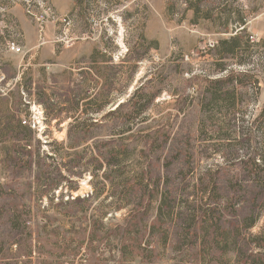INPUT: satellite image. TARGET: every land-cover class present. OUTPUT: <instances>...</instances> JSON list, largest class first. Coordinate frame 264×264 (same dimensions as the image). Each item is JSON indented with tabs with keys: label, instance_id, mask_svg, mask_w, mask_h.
<instances>
[{
	"label": "rangeland",
	"instance_id": "rangeland-1",
	"mask_svg": "<svg viewBox=\"0 0 264 264\" xmlns=\"http://www.w3.org/2000/svg\"><path fill=\"white\" fill-rule=\"evenodd\" d=\"M197 6L8 0L0 9V264H264V187L254 183L264 178V0ZM72 42L82 56L114 59L108 90L79 83L89 60H44ZM229 74L242 83L221 87L234 105L212 104ZM90 86L102 102L117 98L121 114L75 109L73 95ZM207 210L211 222L201 220Z\"/></svg>",
	"mask_w": 264,
	"mask_h": 264
},
{
	"label": "trees",
	"instance_id": "trees-1",
	"mask_svg": "<svg viewBox=\"0 0 264 264\" xmlns=\"http://www.w3.org/2000/svg\"><path fill=\"white\" fill-rule=\"evenodd\" d=\"M198 2H200V0H185V3L188 4V8L190 10H192L194 12V14H197L199 12V8L197 6ZM3 3L0 2V9L7 10L8 9V0H5V2H3ZM228 42H229V44L233 45V47L231 48L232 49L231 53L233 52L235 54L236 51L237 52L241 51L242 45L239 43V40H238L237 36H235L234 38L230 39ZM96 56L97 57H102L103 55L102 54H97V52H96ZM89 61H90L89 67L87 69L82 68L78 72V79L80 81L79 83L82 84L83 81H85L87 78H88L87 79L88 83H89V81L91 79H93L95 81L96 80H99V81L102 80L103 84L100 85V86H102V87H104L106 89L109 88L112 85V83H114L116 81L115 74H111V72H113L112 70H116L118 68V66H114L112 60H101V61L100 60H89ZM99 63H101V64H103L105 66V68H104L105 72H100V68L97 67L99 65ZM241 63L242 62H237V65L238 66L241 65ZM256 82H254V83L256 84ZM226 84L232 85L234 87L242 86V83L239 82L237 78H234V76L231 75V74H229L227 77H225L223 79L217 80L214 83V85L217 86L215 94L210 99L212 104L214 103V105H215V104H218V102L222 101V102L226 103L227 107H232L234 105V103H233V95L231 93H229V91H228V93L227 92L226 93L222 92L221 87L225 86ZM95 88H96V86L95 87L93 86V88H91V86L88 87V92H87L88 96H87V93L86 94H82L81 96L73 95L74 96L73 103H74V105L76 107L75 109H77L78 106H79V108H82V106H81L82 102L83 103L87 102V104L84 106V110L82 111V113L88 114V112H90L91 114H93L95 116H97V115L99 116L103 109H107V108L108 109H112V108H114L116 106L117 103H115V102H116L117 98L115 100H113V101H108L107 102L105 99L108 96H106V97H104V102H102V100H100V98H101L100 97L101 96L100 93H96V94L90 95L89 93H91ZM142 93H143V90L137 91V93H133L132 94V98L135 97V96H139ZM142 96L143 95H141V98H139V99H143ZM150 99H152V98H150ZM208 105H211V104H208ZM87 107L89 109H91V110L86 109ZM122 107H123V104H119V105H117V107L114 108V110H111V111L109 110V112H107V117H113V116L120 115ZM142 107L144 108V106H142ZM131 113L132 114L134 113L133 110H132ZM143 113H144V110H143V112H140V115L141 114L143 115ZM137 114H139V112H137ZM261 126L264 128V120L262 121V125ZM71 128H72V126H71ZM158 129H159V131L163 130L162 127H159ZM76 130H79V133H84L86 131V128H84V126H82V125H79L78 127H76ZM105 156L109 157L110 160H114V159H117L119 157V154L114 153V152H108L107 154H105ZM253 165L256 166V164L254 162H253ZM256 179H257V181H255L254 183L256 185L264 187V178L260 177V178H256ZM211 186H212V182H211ZM166 197L167 196L165 194L162 195L161 202L163 204H165ZM211 197L207 198V202L205 204H208V203H210L212 201ZM162 203L160 204V207L161 206L163 207ZM206 218H209L208 221L211 222V219L214 218V212H212V210H207V211L203 212L202 215H201V220L202 219L206 220Z\"/></svg>",
	"mask_w": 264,
	"mask_h": 264
},
{
	"label": "crops",
	"instance_id": "crops-1",
	"mask_svg": "<svg viewBox=\"0 0 264 264\" xmlns=\"http://www.w3.org/2000/svg\"><path fill=\"white\" fill-rule=\"evenodd\" d=\"M93 54H89L88 56H82L81 55V46L78 42H72L70 44H67L66 46H64L62 48V50L57 54V56L53 57L52 59H44V60H71V61H75V60H114L112 58H103V57H97L96 56V52H92ZM19 60H31L30 57L25 58L22 57ZM35 60H42L40 59H35ZM72 65V64H71ZM64 66H68V65H63ZM81 70L78 69L76 70L77 72H79Z\"/></svg>",
	"mask_w": 264,
	"mask_h": 264
},
{
	"label": "built area",
	"instance_id": "built-area-1",
	"mask_svg": "<svg viewBox=\"0 0 264 264\" xmlns=\"http://www.w3.org/2000/svg\"><path fill=\"white\" fill-rule=\"evenodd\" d=\"M9 49L11 51H13V52H16V53H18L20 51V49L18 47L14 46V45H10V48Z\"/></svg>",
	"mask_w": 264,
	"mask_h": 264
}]
</instances>
